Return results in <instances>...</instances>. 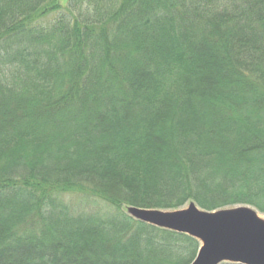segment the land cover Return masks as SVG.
<instances>
[{
    "label": "trees",
    "instance_id": "obj_1",
    "mask_svg": "<svg viewBox=\"0 0 264 264\" xmlns=\"http://www.w3.org/2000/svg\"><path fill=\"white\" fill-rule=\"evenodd\" d=\"M264 215V0H0V264H189L127 208Z\"/></svg>",
    "mask_w": 264,
    "mask_h": 264
},
{
    "label": "water",
    "instance_id": "obj_2",
    "mask_svg": "<svg viewBox=\"0 0 264 264\" xmlns=\"http://www.w3.org/2000/svg\"><path fill=\"white\" fill-rule=\"evenodd\" d=\"M141 223L184 234L199 243L189 264H264V220L247 206L207 212L193 203L175 211L127 208Z\"/></svg>",
    "mask_w": 264,
    "mask_h": 264
},
{
    "label": "rangeland",
    "instance_id": "obj_3",
    "mask_svg": "<svg viewBox=\"0 0 264 264\" xmlns=\"http://www.w3.org/2000/svg\"><path fill=\"white\" fill-rule=\"evenodd\" d=\"M59 3H60V5H65V3H66V0H59ZM235 207H237V206H235ZM248 207V206H247ZM251 208V207H250ZM253 209V208H252ZM256 213L258 214V217L259 218H261L262 220H264V215H262V214H260V213H258L257 211H256Z\"/></svg>",
    "mask_w": 264,
    "mask_h": 264
}]
</instances>
